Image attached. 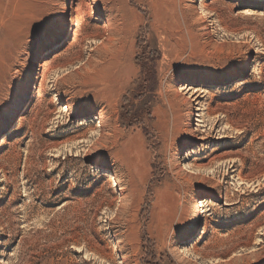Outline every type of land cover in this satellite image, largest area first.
Here are the masks:
<instances>
[{
  "label": "rangeland",
  "instance_id": "1",
  "mask_svg": "<svg viewBox=\"0 0 264 264\" xmlns=\"http://www.w3.org/2000/svg\"><path fill=\"white\" fill-rule=\"evenodd\" d=\"M0 264H264V0H0Z\"/></svg>",
  "mask_w": 264,
  "mask_h": 264
},
{
  "label": "bare ground",
  "instance_id": "2",
  "mask_svg": "<svg viewBox=\"0 0 264 264\" xmlns=\"http://www.w3.org/2000/svg\"><path fill=\"white\" fill-rule=\"evenodd\" d=\"M199 1V0H198ZM204 1H206V0H201V2H204ZM68 9H69V3H68ZM70 8H72V6H70ZM70 21H72V18L70 17V15H69V12H67L63 17H62V20H61V23H60V35L62 36V37H65L66 36V31L68 30V25H69V22ZM60 48H61V45L60 44H55L54 45V47H53V49L52 50H50L49 52H47L46 54H44V55H42L41 56V58L42 59H49V58H51L52 56H54L55 54H56V52H58L59 50H60ZM251 53V52H250ZM37 64V61L36 60H34L33 61V63L31 64V66H30V69H29V73H28V81H27V83H26V90H25V92H24V98H26V97H28V94H29V86H30V83H31V78H32V75H33V72H34V69H35V65ZM248 69V67L247 66H245V68H244V71L245 70H247ZM244 71L243 72H241L240 74L242 75L243 73H244ZM232 77V76H231ZM230 77V78H231ZM229 78V79H230ZM66 107H68V106H66ZM19 124V123H18ZM17 124V125H18ZM16 128V127H15ZM15 128H13L10 132H8L7 134H5L4 136H3V138H2V142L4 141V139H6V138H8V137H10V136H12V134H14V132H15ZM110 180H112V181H117V177L115 176V174H110ZM120 194H122V192H120ZM195 210H196V212H195V214H196V216H199V215H201V213H202V211H201V204L199 203V202H197L196 204H195Z\"/></svg>",
  "mask_w": 264,
  "mask_h": 264
},
{
  "label": "trees",
  "instance_id": "3",
  "mask_svg": "<svg viewBox=\"0 0 264 264\" xmlns=\"http://www.w3.org/2000/svg\"><path fill=\"white\" fill-rule=\"evenodd\" d=\"M123 117L130 120L131 123L141 124V119L137 112L125 111L123 110Z\"/></svg>",
  "mask_w": 264,
  "mask_h": 264
},
{
  "label": "water",
  "instance_id": "4",
  "mask_svg": "<svg viewBox=\"0 0 264 264\" xmlns=\"http://www.w3.org/2000/svg\"><path fill=\"white\" fill-rule=\"evenodd\" d=\"M47 51V50H46Z\"/></svg>",
  "mask_w": 264,
  "mask_h": 264
}]
</instances>
